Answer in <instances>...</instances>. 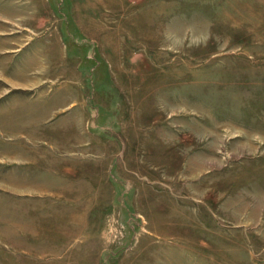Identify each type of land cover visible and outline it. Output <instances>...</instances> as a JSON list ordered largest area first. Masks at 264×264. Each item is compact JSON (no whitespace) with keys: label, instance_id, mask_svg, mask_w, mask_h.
Returning a JSON list of instances; mask_svg holds the SVG:
<instances>
[{"label":"rangeland","instance_id":"374dc122","mask_svg":"<svg viewBox=\"0 0 264 264\" xmlns=\"http://www.w3.org/2000/svg\"><path fill=\"white\" fill-rule=\"evenodd\" d=\"M0 264H264V0H0Z\"/></svg>","mask_w":264,"mask_h":264}]
</instances>
